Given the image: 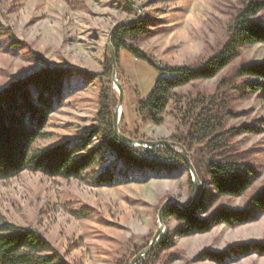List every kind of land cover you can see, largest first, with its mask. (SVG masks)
<instances>
[{"label":"rangeland","instance_id":"obj_1","mask_svg":"<svg viewBox=\"0 0 264 264\" xmlns=\"http://www.w3.org/2000/svg\"><path fill=\"white\" fill-rule=\"evenodd\" d=\"M134 1L143 9L140 22H145L148 32L138 49L164 67H192L221 49L232 19L246 0ZM138 15L139 10L125 0H0V90L46 68L74 71L45 130L49 137L38 142L36 149L64 143L79 147L90 139L82 154L102 147L99 157L105 156V162L89 172L99 173L115 161L105 146L104 120L99 117L106 94L112 113L119 104L113 66L112 72L105 71L110 59L107 42L117 23ZM257 19L264 24V12ZM262 60L264 45L242 47L232 66L216 79L176 90L175 100L180 103L170 101L164 123L156 126L149 115H141L139 103L150 96L162 75L121 49L116 73L123 90L119 130L145 141L183 138L188 132L183 120L188 103L200 97L225 99L234 114L226 119L225 128H252L230 137V148L259 176L244 196L218 198L211 210L217 206L242 209L264 186V130L260 129L264 101L233 88L241 82L233 69ZM89 75L96 78L91 80ZM225 78L233 82L229 88L222 87ZM184 149L191 159V151ZM147 157L170 166L171 171L138 173L134 182L112 188H93L84 177L51 179L29 171L0 180V212L12 224L41 232L69 264H131L151 243L163 203L172 198L188 205L193 198L190 173L181 161L163 154ZM208 189L213 192L211 186ZM177 225L167 218L161 236V241L169 237L174 247L153 253L154 248L139 264H215L190 260L203 250L222 252L229 246L264 241V215L248 225L235 229L219 226L205 235L177 236ZM228 264H264V256L233 258Z\"/></svg>","mask_w":264,"mask_h":264},{"label":"trees","instance_id":"obj_2","mask_svg":"<svg viewBox=\"0 0 264 264\" xmlns=\"http://www.w3.org/2000/svg\"><path fill=\"white\" fill-rule=\"evenodd\" d=\"M262 12L264 0H246L232 19L228 38L221 49L205 62L192 67H164L140 51L138 43L148 33L145 22L115 30L112 44L117 62L119 51L123 49L162 75L150 96L139 103L141 115H149L154 125L161 126L170 101L180 103L175 100L176 90L196 82L216 79L232 66L242 47L264 45V24L257 19ZM0 30H3L1 22ZM233 70V75L241 80L234 83L233 88L256 95L264 101V60L244 63ZM105 71L112 72L110 59L106 62ZM73 73L67 69L46 68L0 90V180L16 178L29 171L51 179L79 180L84 177L93 188H112L134 182L135 174L138 173L160 174L162 170L171 171L170 166L147 157L149 154L174 157L186 166L168 148L148 150L119 140L112 124L109 94H106L101 104L99 117L104 120L102 133L105 146L111 150L115 161L103 171L89 172L99 163L105 162V156L99 157L102 147L82 154L90 146V139H86L79 147L64 143L50 149H36L38 142L49 137L45 130L55 111V104L60 102L66 82ZM88 78L93 80L96 76L89 75ZM231 83L225 78L222 87L229 88ZM233 115L226 100L221 97L197 98L188 103L184 111V125L188 130L186 136L170 139L191 151V160L202 184L200 199L192 208L170 207L165 212V220L170 217L177 222L174 231L177 236L205 235L219 226L235 229L256 222L264 215V186L242 209L217 206L211 210L218 198L244 196L259 176L249 164L240 162L239 156L233 154L230 148V137L239 132L252 131L250 126L226 129L225 121ZM107 120L110 122L106 124ZM261 123L263 128L260 129L264 130V120ZM121 133L125 135L123 131ZM189 177V183L193 185L191 175ZM208 186L212 187V193ZM172 247L174 242L166 237L153 253L166 252ZM250 255L264 256V241L229 246L222 252L203 250L190 261L208 260L215 264H228L233 258L241 259ZM0 264L69 263L41 232L12 224L0 212Z\"/></svg>","mask_w":264,"mask_h":264},{"label":"water","instance_id":"obj_3","mask_svg":"<svg viewBox=\"0 0 264 264\" xmlns=\"http://www.w3.org/2000/svg\"><path fill=\"white\" fill-rule=\"evenodd\" d=\"M129 5H131L134 8H137L139 10V15L136 18L124 20L119 23H117L112 30L110 31L109 37H108V48L110 53V60L112 62L113 66V83L117 86L119 90V104L116 109L113 110V128L114 132L119 140L122 142L131 145L133 147L137 148H143V149H159V148H168L170 151H172L174 154L179 156L183 162L185 163L186 167L189 170V173L192 178V184H193V198L189 205H182L178 201L168 198L162 205V207L159 210L158 213V221H159V227L149 244V246L143 250L141 253H139L131 262V264H139L142 260H144L152 251L153 249L161 242V236L165 232V212L170 207H178L181 209H190L192 208L200 199L201 192H202V184L199 179V176L195 170V167L192 164V161L190 159V154L179 144L168 141V140H160V141H145L142 139H133L130 137L125 136L122 134L119 130V110L123 102V90L121 85L118 83L116 79V73H117V58H116V51L112 44V36L115 30L120 28L129 27L135 24L140 23L142 15H143V9L134 1V0H126ZM180 148V150H177Z\"/></svg>","mask_w":264,"mask_h":264}]
</instances>
